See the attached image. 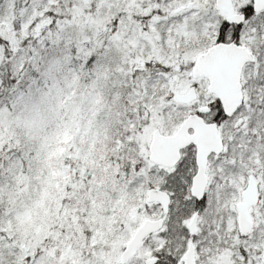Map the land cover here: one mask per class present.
Listing matches in <instances>:
<instances>
[{
  "label": "snow or ice",
  "instance_id": "snow-or-ice-1",
  "mask_svg": "<svg viewBox=\"0 0 264 264\" xmlns=\"http://www.w3.org/2000/svg\"><path fill=\"white\" fill-rule=\"evenodd\" d=\"M0 264H264V0H0Z\"/></svg>",
  "mask_w": 264,
  "mask_h": 264
}]
</instances>
